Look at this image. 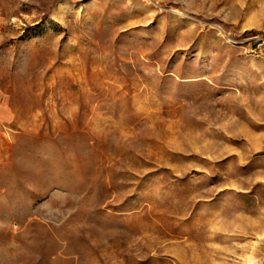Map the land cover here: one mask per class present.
<instances>
[{
  "label": "rangeland",
  "instance_id": "374dc122",
  "mask_svg": "<svg viewBox=\"0 0 264 264\" xmlns=\"http://www.w3.org/2000/svg\"><path fill=\"white\" fill-rule=\"evenodd\" d=\"M249 261L264 0H0V264Z\"/></svg>",
  "mask_w": 264,
  "mask_h": 264
},
{
  "label": "bare ground",
  "instance_id": "6f19581e",
  "mask_svg": "<svg viewBox=\"0 0 264 264\" xmlns=\"http://www.w3.org/2000/svg\"><path fill=\"white\" fill-rule=\"evenodd\" d=\"M177 12H178V14L182 15L181 12H179V11H177ZM250 259H251V258H250ZM247 264H248V263H247ZM249 264H253L252 261H249Z\"/></svg>",
  "mask_w": 264,
  "mask_h": 264
}]
</instances>
